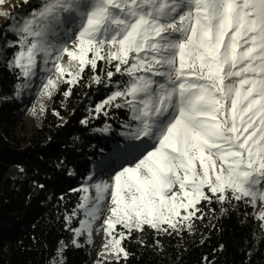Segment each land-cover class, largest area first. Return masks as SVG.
Here are the masks:
<instances>
[{"label": "snow or ice", "instance_id": "obj_1", "mask_svg": "<svg viewBox=\"0 0 264 264\" xmlns=\"http://www.w3.org/2000/svg\"><path fill=\"white\" fill-rule=\"evenodd\" d=\"M9 31L17 39L8 46H18L9 67L21 78L36 75L39 55L45 65L52 58L42 69L56 74L43 83L49 97L57 80L76 83L98 61L114 67L109 81L127 77L95 108L130 113L127 166L111 183L74 189L84 195L65 217L71 224L83 211L71 231L90 239L109 200L101 227L115 264L129 256L122 241L145 226L158 236L191 234L207 215L202 204L264 202V0H43ZM64 56L78 62L77 72L61 64Z\"/></svg>", "mask_w": 264, "mask_h": 264}, {"label": "trees", "instance_id": "obj_2", "mask_svg": "<svg viewBox=\"0 0 264 264\" xmlns=\"http://www.w3.org/2000/svg\"><path fill=\"white\" fill-rule=\"evenodd\" d=\"M42 2L29 1L23 6L24 16ZM11 24L0 27V264H51L55 259L58 264H115L114 258L90 257L87 243L71 231L84 217L80 210L71 224L65 217L72 215L84 195L73 190L81 189L96 173L99 160L109 158L124 142L128 110L108 107L104 115L95 108L127 77L116 74L109 81L106 72L114 67L98 61L95 72L86 66L78 82L63 81L24 146L19 135L24 105L17 89L26 79L9 67L18 50L8 46L17 39L9 31ZM95 75L101 83L94 82ZM69 89L71 94L65 96ZM201 206L207 215L196 222L194 233L158 236L146 226L143 233L133 231L122 241L129 256L120 264H264V222L255 206L243 201Z\"/></svg>", "mask_w": 264, "mask_h": 264}, {"label": "rangeland", "instance_id": "obj_3", "mask_svg": "<svg viewBox=\"0 0 264 264\" xmlns=\"http://www.w3.org/2000/svg\"><path fill=\"white\" fill-rule=\"evenodd\" d=\"M31 0H28V2ZM33 1V0H32ZM27 3H24V0H5L3 4H0V12H5L11 14L9 18H6L3 15H0V27L1 25L11 22L12 27L16 25L18 22H21L23 19L27 18L28 15L24 16L26 10L23 9V6ZM2 45V43L0 44ZM5 44L3 43V46ZM71 46V45H69ZM91 55V54H90ZM51 59L50 62L45 65L44 64V56L43 54L37 57V68L36 75L33 76L30 80H25L18 88H20L19 97L20 101H23V121L21 127L19 129V135L25 139L24 146L29 145L28 139L34 133V130L40 124V121L44 114V109L47 105L50 104L52 95L56 92L58 87L64 81V79L57 80V87L52 90V94L49 97L45 95L43 92V83L46 82L47 78L51 76L54 80L56 79V74L54 70L49 73L46 71H42L45 68H52ZM61 64L71 72L75 73L78 71V62L72 61L69 62V58L64 56L61 60ZM22 86V87H21ZM30 98V101L27 102L26 98ZM114 107V106H110ZM102 134L107 133V131H101ZM124 142L119 147H115L111 151V155L108 157H104L99 160V165L96 169V173L91 175L92 179L89 180V176L86 178L85 182L81 186V188L85 185L91 186L97 182L106 181L111 183V177L115 174L116 171L120 170L122 166H127V162L122 158L121 151L125 149V147L132 143L129 141L124 135ZM178 190V189H177ZM88 195L95 197L96 193L94 188L89 187ZM109 207V200H105L102 205V210L100 212V218L93 225V232L91 238L89 239L87 233L78 236L83 239L88 245L89 255L95 259H110L112 256L108 255L105 250V244L110 239V237L105 235L103 228L101 227L104 219L110 214L107 209ZM80 213L83 211L80 210ZM255 213L257 216L260 214H264V202H257L255 205ZM85 219V216L83 217ZM123 228L120 225H117V231H121ZM77 237V236H76ZM102 253H104L102 255ZM59 259H55L51 262V264H58Z\"/></svg>", "mask_w": 264, "mask_h": 264}]
</instances>
